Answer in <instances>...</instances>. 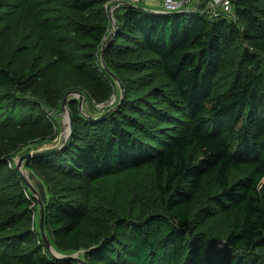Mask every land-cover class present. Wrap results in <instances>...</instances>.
<instances>
[{
	"label": "trees",
	"instance_id": "trees-1",
	"mask_svg": "<svg viewBox=\"0 0 264 264\" xmlns=\"http://www.w3.org/2000/svg\"><path fill=\"white\" fill-rule=\"evenodd\" d=\"M30 1L22 2L24 12L54 29L40 20L39 0ZM69 1L76 11L100 19L62 16L57 27L71 36L69 54L45 93L34 84L44 79L46 65L36 58L21 61L23 39L10 60L0 51V114L16 105L38 109L21 123L0 122V264H76L56 261L47 252L35 232L37 203L26 195L12 162L25 146L57 137L58 123L49 111L60 108L66 92L83 91L90 105L93 99L108 103L112 93L118 99V88L100 62L112 27L104 6L111 0ZM208 2L175 13L138 3L115 10L122 11L115 13L119 27L105 59L125 86L123 104L92 121L71 102L70 144L29 162L48 187L47 229L59 250L99 245L87 253L89 264H264V0H232L229 14L212 13ZM114 51L148 56L117 62L110 58ZM230 64L236 65L235 76L218 92ZM119 67L135 74L124 77ZM10 153L11 162L5 159ZM149 165L156 182L153 196L148 195L152 213L134 215L137 196L129 192L126 198L120 191L106 200L85 232L87 214L64 182L71 176L97 182ZM6 181L19 192L15 188L4 199ZM143 181L142 174L139 187Z\"/></svg>",
	"mask_w": 264,
	"mask_h": 264
},
{
	"label": "rangeland",
	"instance_id": "rangeland-1",
	"mask_svg": "<svg viewBox=\"0 0 264 264\" xmlns=\"http://www.w3.org/2000/svg\"><path fill=\"white\" fill-rule=\"evenodd\" d=\"M23 1L27 4L31 2L30 0H0V19L4 20L3 22L0 21V51L4 59L7 61L10 60L13 51L17 50L19 47L17 46L19 38L23 39V46L20 47V53L22 54L21 61L23 63L29 62L30 64L34 61L33 58H36L37 61L46 65V70L43 72L45 73L44 79L41 77L36 78L34 84L35 88L37 87L38 90L45 93L50 76L61 72L65 63V59L62 58L69 54L68 44L71 36L70 34L68 36L63 31L58 30L57 27L58 24L64 22L61 20L62 16L66 15L68 16L67 18H71L70 20L83 19L84 21H87L88 19L91 20L93 18L100 19V16L96 17V15L92 13L88 14L76 11V9L70 6L71 1L69 0H39L38 7L40 11V20L48 21L55 27L54 29L50 28L47 30V28H44L41 24H36L33 16H29L30 14L27 15L24 12L22 5ZM113 2L116 3L117 1L111 0L110 3L107 4L111 5ZM200 3L201 1L198 5ZM107 4H105L104 8L108 13L109 7H107ZM138 4H142L152 9H161L163 6V0H141ZM208 7L212 13H219L222 9L220 2H215L214 0H209ZM121 12V9H118L114 12V15L115 13L118 15ZM113 56L117 58V62H123L130 58H142L148 55L143 51H136L132 53L123 51L117 53V51H114L110 54V58ZM234 58L238 59L239 56L234 55ZM118 69L124 77L133 76L135 74L134 71L129 72L122 70V67H119ZM233 69H236V65L230 64L224 71L223 76L219 80L221 86L218 92L226 90L232 82L235 76ZM17 94L20 95V91H18ZM36 94L43 96L42 92H36ZM115 96L116 93H112L106 100V102L108 101L106 104L98 103L93 99L90 107L94 111H103L105 105L110 106V103H114V101H116ZM43 98L46 99V96ZM109 101L111 102L109 103ZM32 114H38V109H33L31 106L27 107L26 105H16L13 112L11 109H8L5 114H0V122L1 124H6L4 121L9 123L15 122L17 119L19 120L18 123H21L22 121L29 119ZM34 123L35 124H33V126L37 127V122ZM56 128L59 133V124ZM12 155L13 154L11 153L6 155L5 159L11 162L10 157H12ZM47 161L48 160H37L36 163L38 165L45 166L48 165ZM51 164H54V162ZM10 166H12V164ZM153 168L154 167L152 165H149V167L147 166L129 171H122L97 182H91L73 176L69 177V179L64 182V185L69 186L68 189L70 190L69 192H71L69 197L76 198L79 204L84 207L87 214L84 221V231L87 232V228H89L88 225L98 214L99 210L104 206H107L106 200H109L114 196H118L120 191H125L122 194L126 198L129 197L127 195L129 192L131 197L137 196L136 201L134 202V208L136 211L134 215L138 214V217L141 219L150 214V212L152 213L153 210L151 208V201L149 200L148 195L153 196L154 184L156 183ZM7 171L8 168L4 167L3 173H6ZM142 174L144 177L143 186L139 187L138 180L141 179ZM2 188L3 187L0 185V190ZM15 188L12 183H7L6 181L5 191L1 193V196L4 199L9 198L11 196V191ZM15 190L16 193L19 192L18 188ZM60 191L61 190H58V193H62ZM12 195L14 196V194ZM26 195L30 196L28 190L26 191Z\"/></svg>",
	"mask_w": 264,
	"mask_h": 264
},
{
	"label": "water",
	"instance_id": "water-1",
	"mask_svg": "<svg viewBox=\"0 0 264 264\" xmlns=\"http://www.w3.org/2000/svg\"><path fill=\"white\" fill-rule=\"evenodd\" d=\"M121 5L136 6L137 4L128 1H117L116 3H113L109 6L108 10L112 27L108 36H106L103 40L100 50L101 66L108 72L116 87L118 88V99L115 96L116 101H114V103H110V107L109 105H106L108 107L106 110L94 112L90 107V102L87 95L83 91L70 90L66 92L62 99L60 108L56 112L48 110L50 114L55 117L57 123L59 124L60 129L57 137L51 141L29 144L17 152V154L12 159L13 166L20 174L30 197L33 198L37 203L34 217L36 227L35 232L40 236L47 252L56 261H69L75 262L76 264H89L88 260L86 259L87 253L99 245L92 246L88 249L82 248L73 251H61L57 248L47 229V207L49 206L51 199L49 190L45 180L32 167L29 166V162L40 157L51 156L59 153L70 144L75 131L74 115L71 110V102L77 101L79 104L80 116L84 119L92 121H99L108 117V115L115 112L123 104L126 96L125 86L119 77L108 67L105 59L106 50L108 49L111 40L115 37L119 27V23L114 15V12ZM151 10L160 13L187 11H165L162 8H151Z\"/></svg>",
	"mask_w": 264,
	"mask_h": 264
},
{
	"label": "built area",
	"instance_id": "built-area-1",
	"mask_svg": "<svg viewBox=\"0 0 264 264\" xmlns=\"http://www.w3.org/2000/svg\"><path fill=\"white\" fill-rule=\"evenodd\" d=\"M118 1V0H115ZM128 1L133 3H138L141 0H120ZM201 0H163L162 9L165 11H177V10H194L197 8L198 3ZM215 2H220L222 10L229 14L233 10L232 0H214ZM114 3V2H113Z\"/></svg>",
	"mask_w": 264,
	"mask_h": 264
}]
</instances>
